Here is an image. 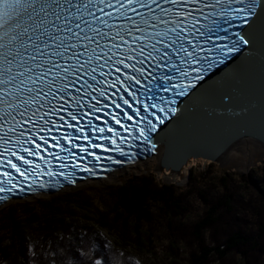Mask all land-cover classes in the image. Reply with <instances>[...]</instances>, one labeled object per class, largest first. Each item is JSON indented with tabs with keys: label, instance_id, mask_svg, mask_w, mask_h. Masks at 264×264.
<instances>
[{
	"label": "snow or ice",
	"instance_id": "snow-or-ice-1",
	"mask_svg": "<svg viewBox=\"0 0 264 264\" xmlns=\"http://www.w3.org/2000/svg\"><path fill=\"white\" fill-rule=\"evenodd\" d=\"M233 132L264 153V0H0L5 210L96 176L102 160L116 172L152 153L179 172L209 155L185 147L222 153ZM190 176L173 179L182 188ZM244 207L252 218L223 213L213 238L239 233L227 264H264V187ZM49 231L0 237V264H112L99 233Z\"/></svg>",
	"mask_w": 264,
	"mask_h": 264
},
{
	"label": "trees",
	"instance_id": "trees-1",
	"mask_svg": "<svg viewBox=\"0 0 264 264\" xmlns=\"http://www.w3.org/2000/svg\"><path fill=\"white\" fill-rule=\"evenodd\" d=\"M196 175L195 186L186 189L145 174L124 182L114 192L110 186L90 189V195L99 204L95 210L87 206V194L82 189L37 199L31 202L32 208H26V202H18L15 204L19 206L21 221L15 219L13 212L5 216V211L0 210V237L7 235L15 242L18 233L48 236L56 224L73 223L65 210H59L72 204L91 211V225H85L82 231L90 234L104 230L112 236L118 248L108 247L109 254L114 253L112 264H140L131 250L164 255L166 260L159 264H227L230 258H235V247L242 240L238 232L213 238L219 217L231 210L239 220L251 219L244 205L257 197V188L264 187V177L242 174L237 185L232 186L229 175L222 174L218 176L219 186L211 189L206 173ZM191 193L200 199L203 210L193 220H187ZM33 209L39 212L37 219L30 218ZM244 228L246 225H241V231ZM257 230L254 224L251 231Z\"/></svg>",
	"mask_w": 264,
	"mask_h": 264
},
{
	"label": "rangeland",
	"instance_id": "rangeland-1",
	"mask_svg": "<svg viewBox=\"0 0 264 264\" xmlns=\"http://www.w3.org/2000/svg\"><path fill=\"white\" fill-rule=\"evenodd\" d=\"M244 150V149H243ZM151 164L152 167L148 166H133L129 170L118 172L115 177L111 180L104 179L103 181H90L86 183H82L78 186L67 188L63 191L51 194V195H43L40 197H34L33 198H26L22 200H13L12 204L5 210L3 207H0V210L6 211L7 213L13 212L15 219L18 221H21L20 218V211L19 206L15 203L18 202H26L27 207L26 208H32L34 205H31L32 201H35L37 199H45L50 198L53 195H59L62 193L70 192L75 189H82L84 193L87 194V206L90 207V209L95 210L99 209V204L96 202V200L93 198L91 193L89 191L91 190H102L106 186L111 187V191L113 192L119 187V185L123 184L124 182L130 181L131 179L136 178V176L145 174V175H152L154 179L161 183L166 184H175L174 181L166 180L159 172L156 171V162ZM192 165L191 169V176L187 178V183L182 188H187L188 186H195L197 181V175L200 172L206 173L208 175L209 184L208 186L212 189L214 187L219 186L218 176L222 174L229 175L228 180L231 181L232 186H236L238 183V179L242 174H248L252 173L254 175H257L259 177H264V153H262L260 150H250V151H242L238 150L235 151L234 155L230 156L229 158H225L224 160H221L220 162H207L204 164H198ZM187 169V170H188ZM185 173H180V176H184ZM199 187L195 190H197ZM91 189V190H90ZM115 189V190H114ZM191 190V189H190ZM44 203V202H43ZM188 209L189 214L187 216V220H193L196 218L203 210L202 203L200 199L197 198V195L195 193H191L188 196ZM59 210H65L66 215L70 216L73 223L76 226L77 235H79L80 231H82L85 227V225H91L90 218H91V211L87 210L84 211L82 209H79L75 207L74 205L70 204L69 206L65 207L62 206ZM5 213V212H4ZM39 212H37L36 209H33L31 211V219H37ZM97 233L103 238V240L107 241L109 248L112 249H118L115 241L113 240L112 236H110L107 232L104 230H97ZM116 251V250H115ZM114 251V252H115ZM136 257V259L140 262V264H159V261H162L164 259V255H154L152 253H145V252H136L134 250H131ZM166 260V259H164ZM163 260V262H164Z\"/></svg>",
	"mask_w": 264,
	"mask_h": 264
},
{
	"label": "bare ground",
	"instance_id": "bare-ground-1",
	"mask_svg": "<svg viewBox=\"0 0 264 264\" xmlns=\"http://www.w3.org/2000/svg\"><path fill=\"white\" fill-rule=\"evenodd\" d=\"M250 151V150H260V145L257 144V143H254L253 141H250V140H241L237 143H235L232 147H230L226 152L225 154L223 155V157L221 158V160H224L225 158H229L230 156L234 155L235 151H238V150H242V151ZM155 162H157V158L154 157V154H151L149 157H145L144 159L140 160L139 162H137L136 164H129V165H126L123 169H120L116 172H110L108 173L104 179H108V180H111L115 177V175L119 172H123V171H126V170H129L130 168H132L133 166H148V167H152L151 164L154 163L155 165ZM209 163L208 160L206 159H202V158H193V157H189L187 160H186V164H184L178 173H172L171 171H169L168 168H162L160 170H157V163H156V171L159 172L166 180H170V181H174L173 177L174 175H180V173H185L187 171L188 168H190L192 165H198V164H204V163ZM153 165V166H154ZM104 179H92V181H103ZM91 180H85V181H80V182H77L76 185L74 186H71V187H65L63 189H61L60 191H63L67 188H72V187H75V186H78L82 183H86V182H90ZM28 198H33L32 196H29Z\"/></svg>",
	"mask_w": 264,
	"mask_h": 264
},
{
	"label": "water",
	"instance_id": "water-1",
	"mask_svg": "<svg viewBox=\"0 0 264 264\" xmlns=\"http://www.w3.org/2000/svg\"><path fill=\"white\" fill-rule=\"evenodd\" d=\"M242 131V130H241ZM232 135H234V136H237L238 138L235 140V142L232 144V146L235 144V143H237V142H239V141H241V140H250V141H253L254 143H257V144H259V142L258 141H256V140H254V139H252V138H245L241 133H237V132H233L232 133ZM231 146V147H232ZM184 151H202V152H208L209 153V155L208 156H200V157H193V158H202V159H206V160H208V161H210V158H211V155H216L218 158L217 159H215V160H211V162H220L221 161V158L223 157V155L225 154V152L227 151H224V152H213V150H212V147L210 146V145H205V146H200V147H196V148H191V147H185V149H184ZM189 157H192V156H188L187 157V159L189 158ZM162 160H166V157H164V156H161V158L160 159H157V170H160V169H162L163 168V166L161 165V161ZM183 166V165H182ZM181 166V167H182ZM180 167V168H181ZM165 168V167H164ZM172 173H174L173 171H171ZM175 173H178V172H175Z\"/></svg>",
	"mask_w": 264,
	"mask_h": 264
}]
</instances>
